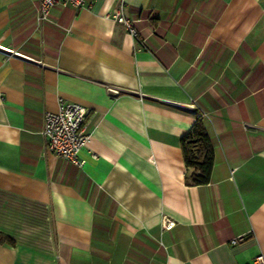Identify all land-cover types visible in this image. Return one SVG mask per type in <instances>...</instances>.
Masks as SVG:
<instances>
[{"label": "crops", "instance_id": "obj_1", "mask_svg": "<svg viewBox=\"0 0 264 264\" xmlns=\"http://www.w3.org/2000/svg\"><path fill=\"white\" fill-rule=\"evenodd\" d=\"M86 2L39 25V0H0V233L14 241L0 264H253L264 0ZM58 99L90 111L81 166L45 149ZM198 120L213 148L203 186L185 183L180 142Z\"/></svg>", "mask_w": 264, "mask_h": 264}, {"label": "built area", "instance_id": "obj_2", "mask_svg": "<svg viewBox=\"0 0 264 264\" xmlns=\"http://www.w3.org/2000/svg\"><path fill=\"white\" fill-rule=\"evenodd\" d=\"M57 5L80 9L85 7L87 2L86 0H39V25L50 21L51 10ZM125 9L123 6L116 8L113 12V20L122 24L129 34L136 36L137 31L132 26L133 21L125 15ZM110 92L115 95L119 94L113 89H110ZM89 114L90 111L86 107L58 99L56 111L43 114L41 135L45 140V149L51 150L57 158L81 166L83 161H79L78 153L88 145L85 123ZM203 116L204 114H199L198 118ZM171 227H173V222H168L164 228L170 229ZM244 238V236L235 237L231 239V244L236 245ZM253 264H264V256L256 257Z\"/></svg>", "mask_w": 264, "mask_h": 264}, {"label": "trees", "instance_id": "obj_3", "mask_svg": "<svg viewBox=\"0 0 264 264\" xmlns=\"http://www.w3.org/2000/svg\"><path fill=\"white\" fill-rule=\"evenodd\" d=\"M184 164L193 173L186 175L187 185L203 186L210 181L213 167V148L201 121L194 123L189 132L181 137ZM0 243L13 245L14 241L0 233Z\"/></svg>", "mask_w": 264, "mask_h": 264}]
</instances>
